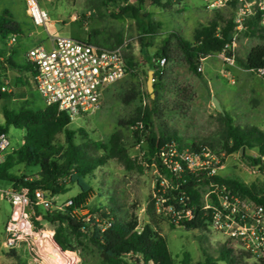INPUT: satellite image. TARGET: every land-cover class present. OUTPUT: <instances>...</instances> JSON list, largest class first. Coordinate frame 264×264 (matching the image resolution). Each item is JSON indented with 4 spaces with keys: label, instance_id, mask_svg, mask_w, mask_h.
Here are the masks:
<instances>
[{
    "label": "rangeland",
    "instance_id": "1",
    "mask_svg": "<svg viewBox=\"0 0 264 264\" xmlns=\"http://www.w3.org/2000/svg\"><path fill=\"white\" fill-rule=\"evenodd\" d=\"M135 2L136 0H131V3ZM40 4L50 16V21L42 27L35 26L28 18L24 0H0V11L4 9L12 11L24 29V36L11 48L0 39V88L4 82L9 83V92H6L9 97L0 101V125L5 123L2 112L4 106L11 110H19L21 107L38 110L45 107L32 74L12 66L8 61L11 59L14 64L23 65L25 53L32 46L43 45L50 48L54 39L69 37L113 48L116 45L115 36L122 34L125 53L133 57L135 63L132 74H128L107 90L97 112L80 117L68 126L71 130H84L93 141L108 142L113 134L121 132L130 156L133 159L142 157L141 169L127 170L117 160H110L85 177V182L95 193L86 211L80 212L86 221L98 222L101 215L99 210L114 209L121 218L136 215L139 219V230L150 222L146 209L159 181V167L156 162L143 159L146 144H137L133 130L124 123L136 117L139 109L150 106V103L156 100L157 113L154 114L156 132L176 135L188 146L214 144L216 150L214 152L219 154L223 161V168L220 170L222 178L237 180L247 185L256 183L264 190V171L251 160L259 156L257 149H245L243 154L225 153L222 141L225 128L221 120L222 112L213 102L215 98L220 103L222 111L231 116L234 125L241 128L258 127L264 131V83L254 72L245 70L237 64V58L245 59L253 47L264 44L263 35L258 27L250 26V29L241 33L236 40V59L233 65L226 62L220 54L202 61L203 72H200L202 78L193 75L187 65L180 61L175 40H172L170 50L173 59L176 57L177 59L164 64L168 79L166 87L158 94L154 88L155 97L152 99L147 89L148 74L153 70L150 60L154 58L153 61L157 60V52L162 48L163 41L172 32H178L187 40H191L196 28L202 24L208 25L219 15H227L226 12L211 14L207 10L206 0H183L174 11L156 8L147 0L143 13H151L153 19L162 22L164 27L161 35L149 39L151 46L144 49L141 41L143 32L138 29L135 20L112 18L110 13L118 12V8L114 6H103L100 0H40ZM176 9L181 11L178 12ZM251 31L255 33L251 34ZM178 86L192 88L194 97L191 101L180 103L174 91ZM126 96H133L134 99L126 103L124 102ZM8 135L13 147L9 154H14L24 144L25 132L11 127ZM80 135L77 136L78 142L82 139ZM58 139L60 142L63 141L64 135H59ZM11 171L19 179H39L40 170L36 167L20 164ZM12 187L11 182L0 180L1 191ZM79 192L80 189L74 186L66 194L54 197L49 195L53 204L51 211L57 207L63 209ZM9 210L11 205L0 193V264H52L43 244L39 246L38 254L26 246L19 250H9L4 246L3 242L6 239L4 220ZM38 210L39 212L35 211L33 215L34 225L39 231L51 232L55 239L60 229L59 225L47 222L44 219L45 210L41 208ZM161 219L159 230L168 240L170 250L175 256V264H183L185 254L189 255L190 264H204L206 261L204 251L207 256L217 260L220 258L222 247L228 249V241H224L223 236L212 229L205 234L187 231L181 226L171 224L164 216H161ZM61 232L67 239L68 247L64 251L69 254L67 257L72 264H103L99 250L90 240L92 234L74 233L65 226ZM230 247L235 256H241L240 250H233L235 249L233 244H230ZM126 261L130 264H142L130 257H127ZM242 261L247 264L255 263L252 259L246 258Z\"/></svg>",
    "mask_w": 264,
    "mask_h": 264
},
{
    "label": "trees",
    "instance_id": "2",
    "mask_svg": "<svg viewBox=\"0 0 264 264\" xmlns=\"http://www.w3.org/2000/svg\"><path fill=\"white\" fill-rule=\"evenodd\" d=\"M100 1L103 6L118 8L117 13H110L112 18L135 20L138 29L143 32L142 48L148 49L151 46V42L148 40L160 35L162 24L154 21L151 13H143V7L147 0H136L135 3H131V0ZM149 1L161 10L174 11L183 0ZM176 10L181 11V9ZM224 20L225 15H219L208 25H200L195 30L193 41L186 40L178 32L170 33L169 37L163 41L162 48L157 52V59L165 58L168 63L176 61L177 57L173 59L170 50V43L175 40V48L180 56V61L187 65L193 75L202 78L198 71L202 61L211 55L220 54L226 45L232 44L230 35L234 32V25L229 22L224 26L222 25ZM250 26L258 27L264 38V28H260L255 21H252ZM218 30H220L219 36H217ZM250 33L254 34L255 31ZM12 36H15L19 42L24 36V29L12 11L4 9L0 11V39L7 44ZM115 38L116 45L114 47L124 44L122 34H118ZM125 57L128 66L127 76L134 72L135 63L133 57L127 54ZM154 59L150 60V64L151 69L154 70V88L158 94L166 87L168 79L166 68L155 63ZM8 61L12 66L21 70L27 72L32 70L26 62L23 65H17L11 59ZM237 64L251 72L264 67V44L253 47L245 59L237 58ZM174 91L180 103L191 101L194 97L190 86H178ZM8 97L9 94L2 92L0 88V101ZM133 99V96H126L124 102L128 103ZM156 103L157 100L151 102L150 106L139 109L137 116L125 122L124 125L133 130L137 144H146L147 148L143 159L156 162L159 167L158 175L167 177L170 187H172L167 191V198L175 212L191 211L190 219L182 215L181 227L187 231H199L203 234L209 231L212 215L210 210L204 209L203 191L207 192L211 184L225 183L235 193L264 205V190L256 183L247 185L237 180L224 179L221 176L213 177L205 170L197 172L185 170L180 175L170 172L160 159V153L164 149H168L173 143H177L183 148L191 147L193 149L200 145H184L176 135L156 132L154 128V114L157 113ZM2 112L5 123L0 125V134H8L9 129L14 127L25 132V139L24 144L16 153L9 154L5 162L0 165V180L11 182L17 189L27 187L31 192L41 189L52 197L66 194L74 186L80 189V192L71 199V205L65 206L62 210L55 209L44 213V219L47 222L59 225L60 229L54 240L62 249L66 250L68 247L67 239L61 232L65 226L74 233L92 234L90 240L99 250L103 264H130L126 261L127 257L142 264H175V256L170 250L168 240L159 230L162 215L156 211L155 200V196L160 194L159 181L146 209L150 222L144 225L141 230H139V219L136 215L131 214L121 218L114 209L99 210L101 215L98 222L86 221V218L80 215V212L86 211L95 195L93 188L85 182V177L110 160H117L127 170L142 168V157L133 159L130 156L121 132L113 134L108 142L93 141L89 139L84 130L69 129L68 126L72 123L69 115L66 112H59L55 106H45L38 110L27 107L11 110L4 106ZM221 120L225 126L222 134L225 153H242V149H257L259 156L251 160L263 171L264 131L258 127H238L234 125L233 119L226 112L221 114ZM59 135H64V140L61 142L58 139ZM78 135L82 137L80 142L77 141ZM202 146H209L213 151H216L214 144H202ZM20 164L39 168V179H19L11 170ZM183 196L188 200L180 202V198ZM31 198L34 203V197L31 196ZM33 206L35 211L39 212V208ZM204 254L206 256L204 264H218L219 262L247 264L242 261L246 255L235 256L224 246L220 250V258L217 260L207 256L205 251ZM189 261V255L185 254L183 264H190ZM254 264H264V259H260Z\"/></svg>",
    "mask_w": 264,
    "mask_h": 264
},
{
    "label": "built area",
    "instance_id": "3",
    "mask_svg": "<svg viewBox=\"0 0 264 264\" xmlns=\"http://www.w3.org/2000/svg\"><path fill=\"white\" fill-rule=\"evenodd\" d=\"M209 12H226L222 25L231 22L234 25L232 44L226 45L221 52L223 59L233 65L235 62L236 40L241 33L250 29L255 21L264 28V0H207ZM26 14L35 26H46L50 21L47 10L43 9L40 0H24ZM220 35L218 30L217 36ZM17 42L12 36L6 46L11 48ZM52 46L32 47L25 53V62L32 68L35 86L42 97L45 106H55L59 112H66L72 123L80 117L97 112L104 100L107 90L116 82L122 80L128 73L125 57V45L105 47L90 41H80L69 37H58ZM164 66L166 59L154 61ZM203 72L202 65L198 68ZM264 83V67L253 71ZM9 83L4 82L2 92H9ZM9 135L0 134V165L12 150ZM162 164L173 174L180 175L185 170L191 172L208 171L210 176H220L223 168L222 157L209 147H180L173 143L160 153ZM264 171V167H263ZM159 176V175H158ZM159 195L155 196L156 211L166 217L171 224L180 226L182 215L191 218L190 210L175 212L169 204L167 191L170 183L166 176H159ZM2 196L11 205L10 214L5 224L3 244L9 250H19L29 247L33 252H40L41 237L44 231H39L33 222L34 206L45 211H51L53 204L49 194L41 189L31 192L29 188L1 191ZM31 196L34 197L33 203ZM188 200L183 196L180 202ZM204 209L210 210L212 219L209 229L223 236L240 250L241 255L254 262L264 259V205L256 203L249 197L235 193L225 183L211 184L203 194ZM71 199L66 206L71 205ZM62 210V207H57ZM33 210V212H32ZM52 242L54 236L47 237ZM232 251V250H230ZM233 252V251H232ZM233 254H235L233 252ZM239 256V255H236Z\"/></svg>",
    "mask_w": 264,
    "mask_h": 264
},
{
    "label": "bare ground",
    "instance_id": "4",
    "mask_svg": "<svg viewBox=\"0 0 264 264\" xmlns=\"http://www.w3.org/2000/svg\"><path fill=\"white\" fill-rule=\"evenodd\" d=\"M45 237H41L42 244L45 246V249L47 251L48 257L52 264H72L69 256L67 253H62L60 250L56 247V245L49 240L47 237H51L53 234L49 231H44ZM71 256V255H70ZM73 260H76L71 256Z\"/></svg>",
    "mask_w": 264,
    "mask_h": 264
},
{
    "label": "water",
    "instance_id": "5",
    "mask_svg": "<svg viewBox=\"0 0 264 264\" xmlns=\"http://www.w3.org/2000/svg\"><path fill=\"white\" fill-rule=\"evenodd\" d=\"M230 40H232V35H230ZM154 81H155V79H154V70H151V71H149V74H148V81H147V89H148V93L151 95V98L152 99H154ZM213 102H214V104H215V106H216V108L220 111V112H222V113H224L223 111H222V108H221V106H220V103L214 98L213 99ZM244 152V149H242V153ZM53 243L56 245V247L60 250V252H62V253H66L65 251H64V249H62L61 247H60V245H58L55 241H53Z\"/></svg>",
    "mask_w": 264,
    "mask_h": 264
},
{
    "label": "crops",
    "instance_id": "6",
    "mask_svg": "<svg viewBox=\"0 0 264 264\" xmlns=\"http://www.w3.org/2000/svg\"><path fill=\"white\" fill-rule=\"evenodd\" d=\"M206 1H207V0H206ZM217 12H219V11H217ZM212 13H215V12H212ZM212 13H211V14H212ZM153 20L156 21V22H158V23H161V24H162V29H163L164 26H163V23H162V22L157 21V20H155V19H153ZM202 25H204V24H202ZM162 29H161V30H162ZM196 29H197V28H196ZM196 29H195V30H196ZM195 30H194V33H195ZM194 33H193V37H194ZM160 35H161V33H160ZM185 39H186V38H185ZM186 40H187V39H186ZM188 41H193V38H192L191 40H188ZM52 44H53V43H52ZM51 46H52V45H51ZM32 47H35V46H32ZM32 47H30V48H32ZM220 54H221V53H220ZM215 55H217V54H215ZM211 56H212V55H211ZM211 56H209V57H211ZM220 56H221V55H220ZM209 57H207V58H209ZM207 58H206V59H207ZM204 60H205V59H204ZM204 60H203V61H204ZM9 214H10V210L8 211V213H7L6 216H5L4 226H5V224H6L7 220H8Z\"/></svg>",
    "mask_w": 264,
    "mask_h": 264
}]
</instances>
